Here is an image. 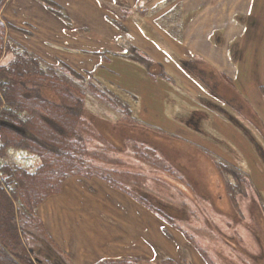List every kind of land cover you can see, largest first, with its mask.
Instances as JSON below:
<instances>
[{
  "label": "crops",
  "instance_id": "0c3cea01",
  "mask_svg": "<svg viewBox=\"0 0 264 264\" xmlns=\"http://www.w3.org/2000/svg\"><path fill=\"white\" fill-rule=\"evenodd\" d=\"M146 4V7L140 6L139 0H7L0 11V18L7 25L8 40L12 44L24 47L50 64L67 66L85 77L94 76L102 86L115 94L118 90L126 97H130L134 106L128 101L124 102L129 109V115L126 113L130 117L126 120L128 124L134 122L139 130H148L153 136H167L173 142L175 136H183L186 133L196 135L198 142L186 137L175 139H182L181 141L187 143L188 147H196L203 157H211L212 154H208V150L211 149L201 143L203 138L200 136L206 130L200 108L204 100L201 95L202 90L195 82L187 85V80L190 79L187 74H192L187 69L188 58L191 56L197 58L199 54L201 59L203 57L201 54L207 53L211 57L205 58L213 60L214 65L220 70L219 75L214 76V82L220 84L224 79L232 80L233 78L229 76L230 59L236 64V68L233 67L237 71L244 64L243 62L249 61L252 46L257 48L258 54L264 55L261 49L264 39V0H172L168 8L183 13L187 21L185 23L182 21V26L177 27L180 30L178 40L182 37V41L177 42V47L169 45V51L173 59L185 68H180L185 74H180L172 68H164L165 64L163 66V63L156 58L145 40L151 38L138 39L133 33V29H137L138 20L142 24L143 31L154 37L152 31L155 30L153 24L155 16H147L145 10L150 12L154 9L157 0H148ZM119 9L126 11L123 16L121 15L122 17L115 13ZM141 13L146 15L141 18ZM126 15L129 17L127 21H125ZM231 17L235 19L237 17L239 20L228 22L227 19ZM128 24H133L134 27ZM216 36L220 39L217 43L213 41ZM263 61L262 57V79L264 78ZM148 63L155 69L161 65L163 67V70L160 68L161 75L174 82L177 87L176 92H186L194 103L190 105L174 96L165 104H154L153 89L158 88L159 82L155 80L156 71L148 70ZM134 68L140 69L139 73L143 78L140 83L146 86L145 89L129 86L127 83L119 84L112 79L114 75L130 76L132 73L128 74L127 71ZM259 86L264 87V84ZM165 88L172 89L166 82ZM168 93L167 91L166 94ZM254 93L257 97L254 96L252 100L245 89L240 92L237 100L242 102L243 106L249 105L252 116H254L252 109L255 110L260 115L262 119L260 124H262L264 117L258 107L264 108V96L259 95L258 90ZM221 99L219 93L213 95V100L216 102H220ZM143 109H146V115L142 118L138 117L136 110L141 113ZM211 112L214 119H219L229 126L228 122L221 119L222 116L226 118L224 115L219 112L222 116H217L216 112L213 110ZM237 117H245V115L238 111ZM119 119L125 120V116ZM195 120L198 122L195 123ZM240 123V127L248 133L247 129L251 128L244 125V122ZM180 124H186L187 127L176 129ZM219 133L223 132L217 130L214 140H220ZM222 135L227 136L225 133ZM207 136L211 135L207 134ZM188 149L190 155L194 156L191 148ZM199 153L194 156L198 163H200ZM213 154L221 157L214 152ZM223 159L239 167L238 164ZM203 171L206 172L205 169ZM249 175L252 184L255 185L250 173ZM107 183L98 177L73 176L65 181L61 193L48 197L40 205L38 215L55 245L69 257L77 255L76 261L80 264H95L105 259L133 263L141 259L149 261L155 259L158 237L161 240L165 237L159 229L162 223L165 224L162 226L163 229L167 227L173 232L177 228L165 220L166 224L156 211L141 203L130 193ZM254 187L258 190L256 185ZM101 190L107 197L100 194ZM108 196H112L115 203L123 207L114 210L112 199L109 200ZM87 211L109 216L122 227L119 233L115 225L114 229H111L105 222L106 234L110 238L108 245H96L97 241L92 243L89 239L93 231L103 235L104 228L100 218L91 217L88 222L92 225L84 224L87 227L86 232L72 227L74 222L83 225L85 221L79 214H87ZM89 226L92 231L89 230ZM182 236L186 239L184 235ZM170 243L173 245L174 242L168 243L171 246ZM77 246H81L83 251ZM122 256L123 260L116 259Z\"/></svg>",
  "mask_w": 264,
  "mask_h": 264
},
{
  "label": "rangeland",
  "instance_id": "374dc122",
  "mask_svg": "<svg viewBox=\"0 0 264 264\" xmlns=\"http://www.w3.org/2000/svg\"><path fill=\"white\" fill-rule=\"evenodd\" d=\"M147 1L139 0L140 6L146 7ZM171 1L157 0V5L154 9L150 12L145 10L148 13L147 16H155L153 18L155 30L152 31L154 37L143 31L142 24L138 20L136 22L137 29H133V33L138 39L151 38V40H145L149 43V48L154 52L156 58L163 63V66L165 64L164 68H172L180 74H185L181 70L185 68L176 62L172 54H170L169 45L177 47V42L182 41V37L178 40L180 30L177 27L182 26V21L185 23L187 19L184 18L183 13L168 8ZM124 12L119 9L115 13L122 17ZM143 15L145 16L146 14L141 13V18ZM128 18L126 15L125 21ZM235 20L238 21L239 19L237 17L236 19L233 17L227 19L231 23ZM128 25L134 27L133 24ZM219 40L217 36L213 39L215 43ZM256 49V47L252 46L249 61L243 62L244 64L239 69L237 68V71L233 67L236 64L230 59L228 63L230 67L229 76L233 79H224L220 84L214 82V76L219 75L220 70L214 65L213 60L205 58H210L209 54L202 53L203 57L201 56V59L199 54L197 58L191 56L188 58L189 62H187L188 67H194L193 70L187 68L192 73L187 74L190 77L187 80V85L195 82L199 89L202 90L201 95L204 97L200 108L206 130L200 135L204 140H201V143L211 149H207L208 151L238 164L239 167L237 168L243 174L250 173L258 189L256 190L252 180H249L250 175L248 178L245 176V182H242V178L239 176L237 182H240L241 193L237 195L238 206L227 195V181H224L220 176L212 157H203L196 147H194L195 149L188 147L186 146L187 143L181 141L182 139H175L176 137H186L195 139L198 142L196 135L193 136V134L186 133L183 136H175L172 139L174 142L170 141L167 136H153L148 130H139L134 122H130L132 124L126 122L130 117L126 115L127 112L124 109H121L123 105L121 101V104L118 100L101 103L94 96H89V106L87 107L86 115L94 123L95 128L92 136L89 134L86 137L89 139L88 149L93 166L105 169L107 172L109 171L110 175L108 177L111 176V178L115 179L114 181L120 183V188L128 189L137 198H147L150 203H153L163 213L170 214L167 211L170 206L178 208V212H180L177 214L178 219L176 218L177 220L174 223L181 229L177 228L173 232L167 227L163 229L164 222L158 221V223H162L159 229L161 234L165 236L163 237L165 240L163 238L161 240L158 237L155 259L151 261L141 259L136 263L125 262V264H167L165 261L168 259H172L176 264H209L200 256L199 247L205 252L211 264H264V204L262 201V199L264 200V122L260 124V120H262L260 115L252 109L254 114L252 116L249 105L247 107L243 106L242 102L237 100L240 92L245 89L252 100L254 96L257 97L254 93L255 90H258L259 95L264 96V87L259 86L262 83L264 84V78L262 79L261 77V58L263 57L264 60V55L258 54ZM261 49L264 53V39ZM11 56L12 54L7 52L1 63H7ZM202 62L203 65L199 67ZM160 68L162 69L163 67L161 65L157 67L154 74L155 80L159 82L158 88L156 90L153 89L155 92L154 104H165L167 101H171L174 96H177L183 99L185 103L192 105L194 103L192 98L184 91L176 92L177 87L174 82L167 80L161 75ZM139 71V68H134L127 71L128 74L132 73L130 76L127 74L123 77L114 75L112 79L119 84L127 83L129 86L145 89L146 86L140 83L143 78ZM225 74L228 73L225 72ZM165 82L168 83L169 88L172 87L171 90L165 88ZM167 91L171 95L169 93L167 95ZM45 93L49 96L51 95L48 90ZM216 93H219L220 97H222L220 102L213 100V95L216 96ZM116 95L123 102L128 101L134 106L130 97H126L118 90ZM143 103L147 104V102ZM100 105L104 108H100ZM216 106L217 108H215ZM219 108L220 110H218ZM211 110L216 112L217 116L224 115L226 118L221 115V119L228 122L229 126H226L219 119H214ZM258 110L264 117V108L259 106ZM238 111L245 117H237ZM136 112L139 115L142 113L140 116L138 115L141 118L147 113L146 109H143L141 113L139 110H136ZM124 116L125 120L119 119V117ZM240 122H244V125L251 128L247 129L248 133L240 127ZM178 127L176 129H184L187 125L180 124ZM219 129L227 136L219 133L220 140H214L213 138L217 136L215 133L217 130L220 131ZM207 134L211 136H207ZM135 143L138 144L141 151H145V148H151L153 153H149H151L152 157L141 159L138 156L139 154L135 155L132 152ZM188 148H191L194 156L198 155V153L200 154L201 164L194 159L193 155H190V152L187 151L190 150ZM14 154L16 156L13 157L14 160L19 158L20 162L30 168L35 167L37 164L36 159L29 157L24 152L16 151ZM161 163L176 167L183 176L182 183H178L175 177L174 179L164 169H160ZM204 169L206 172L203 171ZM117 171L119 174H117ZM107 172L105 173L106 175ZM114 188L117 189V187ZM100 194L107 197L102 190ZM112 198V196H108L109 200ZM112 203L114 210L123 207L122 205H117L114 199H112ZM123 213L126 215L124 210ZM156 214L164 221L167 220L164 214L159 212H156ZM79 215L85 222H83V225L74 222L72 227L76 230L83 229L85 232L87 231L86 226L91 224V222H88L91 217L92 219L100 218L102 220L103 235L93 231V235H91V238L89 237L92 243L97 241L96 245L106 246L110 243L109 235L107 237L106 234L105 222L108 223L111 229L116 226V231L119 233L122 230L120 224L113 221L109 216L102 215V219L100 214L90 211H87V214ZM171 215L175 216L174 214ZM85 223L86 226H84ZM89 230L92 231L90 226ZM48 241V238H45L41 241L38 239V241L33 243L41 260L47 259L50 255L46 250L48 247L53 252V256H56L53 258L54 260L57 259L55 264H80L76 261L77 255L69 257L60 248L50 244ZM170 241L174 242V247L171 243L172 247L168 244ZM77 247H80V251H83L81 246ZM116 259L123 260L124 258L122 256ZM43 263L41 261L38 264ZM44 264L49 263L46 262Z\"/></svg>",
  "mask_w": 264,
  "mask_h": 264
},
{
  "label": "trees",
  "instance_id": "16d2710c",
  "mask_svg": "<svg viewBox=\"0 0 264 264\" xmlns=\"http://www.w3.org/2000/svg\"><path fill=\"white\" fill-rule=\"evenodd\" d=\"M5 2L0 0V11ZM7 52L12 53V58L1 63ZM147 66L154 72L152 64ZM189 68L193 70L194 67ZM89 96L101 103L118 100L123 103L121 109L128 111L129 115L122 99L102 86L94 76L85 77L67 66L50 64L24 47L12 44L8 40L7 25L0 18V264L57 262L48 247L46 250L50 255L41 260L33 245L38 239L48 238V242L55 246L38 209L48 197L61 193L70 177H98L122 189L120 183L108 177L109 171L108 174L107 170L94 167L90 160L86 135L92 136L95 126L86 115ZM134 145L132 152L135 155L139 154L141 159L152 157L151 148L141 151L137 143ZM16 151L36 159L35 167L24 165L19 158L14 160ZM208 154H212L215 168L228 182L227 195L238 206L237 195L241 193L238 177L245 182L249 174H243L213 152L208 151ZM160 169L182 183L183 176L176 167L161 163ZM122 190L164 214L169 224L180 228L174 223L180 213L178 208L170 206L167 209L170 214H165L147 198H137L126 188ZM199 249L204 260L211 264L205 252ZM165 262L176 264L172 259ZM95 264H125V261L105 259Z\"/></svg>",
  "mask_w": 264,
  "mask_h": 264
},
{
  "label": "flooded vegetation",
  "instance_id": "af4514ba",
  "mask_svg": "<svg viewBox=\"0 0 264 264\" xmlns=\"http://www.w3.org/2000/svg\"><path fill=\"white\" fill-rule=\"evenodd\" d=\"M196 122H198V120H197V121L195 120V123H196ZM195 125H197V124H195Z\"/></svg>",
  "mask_w": 264,
  "mask_h": 264
}]
</instances>
